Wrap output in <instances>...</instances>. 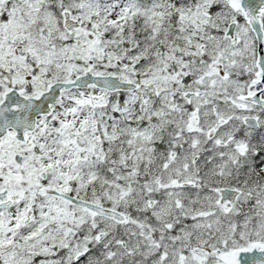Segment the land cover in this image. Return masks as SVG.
Listing matches in <instances>:
<instances>
[{
    "label": "snow or ice",
    "instance_id": "1",
    "mask_svg": "<svg viewBox=\"0 0 264 264\" xmlns=\"http://www.w3.org/2000/svg\"><path fill=\"white\" fill-rule=\"evenodd\" d=\"M0 264H264V0H0Z\"/></svg>",
    "mask_w": 264,
    "mask_h": 264
}]
</instances>
